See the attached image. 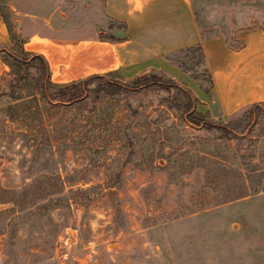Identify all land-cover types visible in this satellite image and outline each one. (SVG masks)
<instances>
[{
    "label": "rangeland",
    "instance_id": "374dc122",
    "mask_svg": "<svg viewBox=\"0 0 264 264\" xmlns=\"http://www.w3.org/2000/svg\"><path fill=\"white\" fill-rule=\"evenodd\" d=\"M189 2L203 36L238 45L237 29L264 28V0ZM100 4L0 0V45L17 50L44 24L74 29ZM167 60L146 86L53 82L42 95L25 66L10 89L0 56V264H264V105L221 114L199 47ZM168 78L234 133L189 122Z\"/></svg>",
    "mask_w": 264,
    "mask_h": 264
},
{
    "label": "crops",
    "instance_id": "0c3cea01",
    "mask_svg": "<svg viewBox=\"0 0 264 264\" xmlns=\"http://www.w3.org/2000/svg\"><path fill=\"white\" fill-rule=\"evenodd\" d=\"M92 13L90 22L74 29L43 23V29L25 34L22 48L44 56L52 82L112 71L126 81L166 68L173 52L197 45L221 114L264 102L263 27L237 29L238 45L228 44L219 33L203 36L189 0H101L99 10ZM4 39L0 20V44Z\"/></svg>",
    "mask_w": 264,
    "mask_h": 264
},
{
    "label": "trees",
    "instance_id": "16d2710c",
    "mask_svg": "<svg viewBox=\"0 0 264 264\" xmlns=\"http://www.w3.org/2000/svg\"><path fill=\"white\" fill-rule=\"evenodd\" d=\"M0 56L2 57L3 61L9 66L12 72V77L9 84L10 89L14 85L13 80L18 79V77L24 76V74L26 73H21L20 70L22 66H25L26 68H32V73L29 76L30 82L32 86L38 89L42 95H45L47 89H49L53 85V82L49 79L48 76V65L46 59L42 54L24 50L21 45L17 50L14 51L6 50L2 45H0ZM108 74L109 72L104 74H89L83 78L61 83L60 85H62L63 87L80 88L82 85H85L88 82L96 81L97 88L107 94H112L120 90L122 87L134 89L140 86H146L152 83L154 77H160L153 72H146L136 75L129 80L120 81L111 79L107 76ZM168 80H171V85H173L177 90H180L186 97V101H182L181 103V108L186 115V119L189 122L200 125L203 128L218 129L223 136H229L234 133L232 129L227 126V124L221 122L215 123L212 120L203 117L194 109V98L189 90L185 87L177 85V83L175 84V81L171 78H168ZM260 105H264V102L252 103L243 111L242 114L249 117L257 116V114L261 110L259 108Z\"/></svg>",
    "mask_w": 264,
    "mask_h": 264
}]
</instances>
